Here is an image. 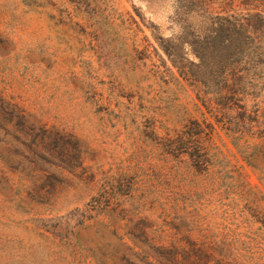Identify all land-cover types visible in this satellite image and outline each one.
I'll list each match as a JSON object with an SVG mask.
<instances>
[{"label": "rangeland", "instance_id": "374dc122", "mask_svg": "<svg viewBox=\"0 0 264 264\" xmlns=\"http://www.w3.org/2000/svg\"><path fill=\"white\" fill-rule=\"evenodd\" d=\"M195 1L0 0V93L28 119L0 121V264H264V143L164 144L202 106L155 38Z\"/></svg>", "mask_w": 264, "mask_h": 264}, {"label": "trees", "instance_id": "16d2710c", "mask_svg": "<svg viewBox=\"0 0 264 264\" xmlns=\"http://www.w3.org/2000/svg\"><path fill=\"white\" fill-rule=\"evenodd\" d=\"M182 14V30L170 37L157 35L155 40L170 65L197 86L202 109L198 117L185 118L181 127L165 137L167 151L187 154L194 163H201L217 130L251 150L263 144L264 0H237L234 8L225 2L219 10L211 8L210 0L195 1ZM13 117L22 125L28 121L17 103L0 93V121L9 126ZM93 207L86 210L85 218L94 216L90 214ZM99 209L105 211V207ZM157 247L165 250L154 264H169L170 245ZM185 264L198 263L186 260Z\"/></svg>", "mask_w": 264, "mask_h": 264}]
</instances>
